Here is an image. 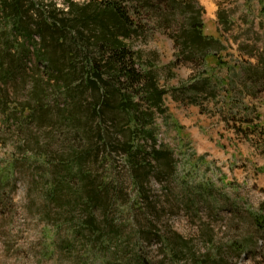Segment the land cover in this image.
Returning <instances> with one entry per match:
<instances>
[{
	"label": "rangeland",
	"instance_id": "374dc122",
	"mask_svg": "<svg viewBox=\"0 0 264 264\" xmlns=\"http://www.w3.org/2000/svg\"><path fill=\"white\" fill-rule=\"evenodd\" d=\"M52 1L67 10L70 1L92 0ZM150 4L149 12L135 13L140 27L131 45L140 70L168 91L164 105L182 128L167 129L159 120L158 146L174 151L180 170L172 179L148 183L137 199L114 156L121 203L135 208L129 213L115 205L110 224L97 210L100 229L86 228L91 215L76 196L90 185L80 183L73 164L60 163L72 160L74 151L93 148L96 155V144L56 132L51 97L44 122L19 112L33 101V85L49 86L43 67L40 75L29 62L28 82L0 79V264H264V222L256 223L264 221V153L260 132L245 129L248 121L264 123V6L260 0H177L175 10L169 0ZM218 13L232 23L219 25ZM191 16L204 24L205 35L223 36L209 46V53L221 55L223 68L183 54L179 43ZM89 158L83 172L99 182L106 168L100 157ZM189 163H198L197 170ZM197 184L210 185L211 195L195 193ZM109 232L114 239L107 247Z\"/></svg>",
	"mask_w": 264,
	"mask_h": 264
},
{
	"label": "trees",
	"instance_id": "16d2710c",
	"mask_svg": "<svg viewBox=\"0 0 264 264\" xmlns=\"http://www.w3.org/2000/svg\"><path fill=\"white\" fill-rule=\"evenodd\" d=\"M169 1L170 9H177V0ZM260 5L264 6V0H260ZM66 6L67 10L57 8L52 0H0V79L6 82L15 76L26 83L30 78L28 63L32 62L40 75L42 66L49 86L33 85V101L24 104L19 112L44 122L51 116L52 107L46 103L51 97L56 102L50 119L56 132L75 142L96 144V155L93 148L83 154L74 151L72 160L60 164L64 168L73 164L71 168L78 171L75 176L80 183L90 185L83 196L75 198L83 200V208L91 215L85 227L98 231L94 216L97 210L110 224L111 209L115 205L127 207L121 203L119 188L123 184L113 178L114 156L120 157L126 186L141 199L148 183L172 179L181 166L173 150L158 146V121L167 129L182 127L172 121L164 105L168 91L160 87L154 74L140 70L139 53L131 45L132 32L140 27L135 13L149 12L150 0H92L85 5L70 1ZM191 9L189 5L188 10ZM231 23L218 13L219 25ZM187 30L179 45L188 59L206 65L214 60L216 66H226L218 52L209 53L210 44H220L222 35H205L204 24L196 16L190 19ZM61 99L65 100V107H61ZM245 129L252 134L260 132L259 147L264 153V123L254 125L248 121ZM99 157L106 176L98 182L92 172H83V164L88 158L93 162ZM198 161L203 162L204 158ZM189 165L197 170L198 163ZM191 169L190 173H194ZM211 190L210 185L194 186V192L203 197L211 195ZM134 205L131 203L124 210L131 213ZM263 222L256 219L258 226ZM114 235H106L107 247ZM137 262L145 264L141 259Z\"/></svg>",
	"mask_w": 264,
	"mask_h": 264
}]
</instances>
